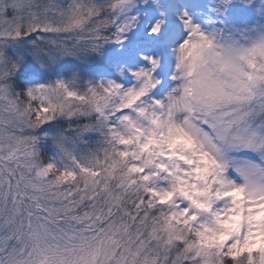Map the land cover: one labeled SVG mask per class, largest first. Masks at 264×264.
I'll use <instances>...</instances> for the list:
<instances>
[{
    "label": "snow or ice",
    "instance_id": "1",
    "mask_svg": "<svg viewBox=\"0 0 264 264\" xmlns=\"http://www.w3.org/2000/svg\"><path fill=\"white\" fill-rule=\"evenodd\" d=\"M0 264H264V0H0Z\"/></svg>",
    "mask_w": 264,
    "mask_h": 264
}]
</instances>
